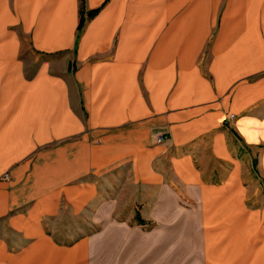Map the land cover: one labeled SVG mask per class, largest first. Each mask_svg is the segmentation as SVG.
<instances>
[{
    "label": "crops",
    "instance_id": "obj_1",
    "mask_svg": "<svg viewBox=\"0 0 264 264\" xmlns=\"http://www.w3.org/2000/svg\"><path fill=\"white\" fill-rule=\"evenodd\" d=\"M85 7L80 29L81 0H0V264H97L99 235L52 219L106 240L137 209L151 254L121 263L168 262L160 231L193 227L192 263L264 264V0Z\"/></svg>",
    "mask_w": 264,
    "mask_h": 264
},
{
    "label": "rangeland",
    "instance_id": "obj_2",
    "mask_svg": "<svg viewBox=\"0 0 264 264\" xmlns=\"http://www.w3.org/2000/svg\"><path fill=\"white\" fill-rule=\"evenodd\" d=\"M109 1V0H107ZM101 7L96 8L94 10H96L97 12L94 14V16L100 11ZM192 10L193 14H198L200 12L198 4L194 5L192 4V6L187 9V10ZM81 10H84V16L86 18L87 15H89V13L91 11H87L86 7H85V0H81ZM86 22V21H85ZM85 25V23H84ZM84 27V26H83ZM82 27V28H83ZM216 29H214L213 31H215ZM161 136V135H160ZM158 142H159V136H158ZM262 148V147H261ZM258 156H259V151L258 154H256V159H255V178L257 179V182L259 181V189L262 190V187L264 188V179H262V173L259 171L258 169ZM129 192H124V196L123 199H120L119 201L122 202L121 205H125L127 206L126 202H128L129 200ZM118 221H120L119 223H128L129 227L126 230H114L113 232H111L110 234L106 235V240L104 239V234L105 232H103L102 230L98 229V226L95 225V230H92L93 228L91 227L90 230H85L83 228H74L72 229V231H69L67 229L68 225L65 224L66 222L64 221V223L62 224H55L56 219L53 218L52 222L50 223V232L54 234V236L61 241L62 243H69L72 242L74 239H76V237H81L83 235L86 234H91V233H96L97 235H99L100 241H99V245H101V248L98 246V250H101V258H100V262L97 264H105L104 259L105 256H103L104 254V249H105V253L106 254H114L113 256H117L120 254V256H117V259L114 260L113 264H154V263H145V262H135L132 261L131 262H127L126 260L122 261L121 263V259H118V257H122L125 259V257L127 258V254L129 256H134L135 254H139L142 255L144 253V255L146 254H151L150 253V248L149 250H146V248H138V252L134 253L135 251V245H129L130 243H128V241L131 238H139L140 236H138V233H136L135 229H136V225H145L146 219L143 218V215L141 214V212L139 211V209H137L136 211H134L132 214H119L118 216H116ZM129 218V219H127ZM54 223V224H53ZM194 226L193 222L191 224V226ZM150 228V227H149ZM144 233L146 234V227L143 228ZM150 231V229L148 230ZM196 230H193V227H191V231H180V230H175V231H160V238H170L173 239V242L176 243V246L173 247L171 246V249H175V256H173L174 254H170L172 257L170 259H168V262H164V257L162 256V254H164L165 252H161V261L159 264H194L192 263V260L194 259V255H198V238H197V232H195ZM187 235H189V237H191L190 242L191 245L189 246L186 242V244H181L179 245V241L182 240L184 237L188 238ZM146 237V236H145ZM111 238V239H110ZM122 239V241L117 242V240ZM111 240V241H109ZM106 242L107 245L103 246V243ZM144 242V241H143ZM109 243V244H108ZM105 244V243H104ZM162 250H167V248H160V251ZM167 253V252H166ZM117 254V255H116ZM190 256V257H189ZM131 258V257H129ZM189 258L190 261L189 262ZM192 259V260H191ZM188 261V263H187ZM157 264V263H156Z\"/></svg>",
    "mask_w": 264,
    "mask_h": 264
},
{
    "label": "trees",
    "instance_id": "obj_3",
    "mask_svg": "<svg viewBox=\"0 0 264 264\" xmlns=\"http://www.w3.org/2000/svg\"><path fill=\"white\" fill-rule=\"evenodd\" d=\"M96 12H97L96 10L91 11V12L89 13V16H91V17L94 16V14H95ZM85 21H86V18H85V16H84V10H81V19H80V25H79V28H80V29H82V27L84 26Z\"/></svg>",
    "mask_w": 264,
    "mask_h": 264
},
{
    "label": "built area",
    "instance_id": "obj_4",
    "mask_svg": "<svg viewBox=\"0 0 264 264\" xmlns=\"http://www.w3.org/2000/svg\"><path fill=\"white\" fill-rule=\"evenodd\" d=\"M163 140V136H159V142Z\"/></svg>",
    "mask_w": 264,
    "mask_h": 264
}]
</instances>
